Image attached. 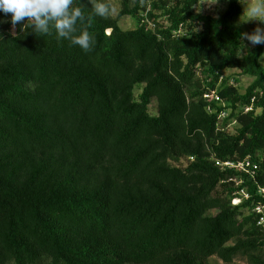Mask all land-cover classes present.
I'll list each match as a JSON object with an SVG mask.
<instances>
[{"label": "trees", "instance_id": "16d2710c", "mask_svg": "<svg viewBox=\"0 0 264 264\" xmlns=\"http://www.w3.org/2000/svg\"><path fill=\"white\" fill-rule=\"evenodd\" d=\"M199 1L120 0L111 18L79 0L87 52L0 20V264H264V45L241 55L237 0L218 18ZM247 158L253 177L215 166Z\"/></svg>", "mask_w": 264, "mask_h": 264}, {"label": "clouds", "instance_id": "9594fccd", "mask_svg": "<svg viewBox=\"0 0 264 264\" xmlns=\"http://www.w3.org/2000/svg\"><path fill=\"white\" fill-rule=\"evenodd\" d=\"M93 16L107 17L113 9L103 0H88ZM220 0H215V4ZM225 3L229 0H224ZM243 6V15L240 22L255 21L259 25L251 34H240L241 55L248 47L264 45V0H237ZM79 0H0V14L8 16L13 28L22 24V29L30 28L34 34L42 36L55 32L57 39L68 40L72 46L84 51L91 50L94 39L87 30H79L78 22H85V14ZM81 5V4H80ZM244 19H241V18ZM0 39L3 36L0 35ZM247 42V43H244Z\"/></svg>", "mask_w": 264, "mask_h": 264}, {"label": "rangeland", "instance_id": "374dc122", "mask_svg": "<svg viewBox=\"0 0 264 264\" xmlns=\"http://www.w3.org/2000/svg\"><path fill=\"white\" fill-rule=\"evenodd\" d=\"M103 1L104 3L109 4L111 8L113 9L109 17L116 18L121 9L120 0H103ZM144 5H147V2H145ZM226 8H227V3H225L224 0H220V2L217 4H215V0H200L199 3L192 9V11L194 14L208 15L214 18H218L225 12ZM242 15H243V6H242ZM9 19H10V14L8 16H4L3 14H0V20L2 22L8 23L6 21H8ZM241 19H244V18L242 17ZM118 25L123 31H132L138 27V22L136 19H133L131 17H123L119 20ZM237 25L241 29H243L245 33H249V34H251L256 27L262 26V25H259L255 21H248V22L242 23L240 22V19L238 20ZM14 32H15V29L12 27V33ZM244 43H247V42H244ZM254 47H251V46L248 47L247 50L244 51V53H242V56H244L249 50L253 49ZM261 65L264 67V56L261 59ZM224 77L230 78V84L234 85V87L237 88L240 94H244L245 90L252 83L251 78L241 76L239 72L236 70L225 71ZM142 87L143 86L136 87V89L134 90V94L136 98L141 93ZM148 112L151 116L156 115V104L154 101L151 102ZM229 127L234 128L235 124L232 123L229 125ZM263 258H264V255H263ZM210 264H224V263H222L221 261L217 259H212L210 260ZM231 264H247V263L243 259H237V260H234L233 263Z\"/></svg>", "mask_w": 264, "mask_h": 264}, {"label": "built area", "instance_id": "2783aa9c", "mask_svg": "<svg viewBox=\"0 0 264 264\" xmlns=\"http://www.w3.org/2000/svg\"><path fill=\"white\" fill-rule=\"evenodd\" d=\"M204 99H206L207 101H214L216 103H220L223 105L222 101L214 92L204 95ZM251 102H253V100ZM251 109H252L251 107H248L244 110V112L245 113L250 112ZM226 115L227 114L225 112L221 113L219 119L220 120L224 119ZM190 160L192 161L193 159ZM215 166L218 167L221 171L232 170L235 171L236 173H239L241 175H247L249 177H253L258 170L257 165L254 164L249 158L239 163H233V162L222 163L216 161ZM227 182L233 183L235 187H238L242 183L241 179L237 177L229 178ZM259 193L264 197V189H260ZM248 198L249 195L245 189L237 190V192H235V194L233 195L231 204L232 206H238L241 204L242 201L248 200ZM252 213L257 216L256 226L264 230V206L255 207Z\"/></svg>", "mask_w": 264, "mask_h": 264}]
</instances>
